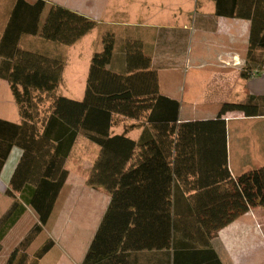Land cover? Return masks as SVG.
<instances>
[{
  "label": "trees",
  "instance_id": "16d2710c",
  "mask_svg": "<svg viewBox=\"0 0 264 264\" xmlns=\"http://www.w3.org/2000/svg\"><path fill=\"white\" fill-rule=\"evenodd\" d=\"M47 1L30 4L21 0L0 45V78L10 83L23 121L13 124L0 120V172L11 150L22 149L23 158L8 195L19 193L21 201L39 219L5 264H39L54 248V241L49 240L33 256L29 252L48 224L67 182L66 162L78 136L101 149L89 172L88 185L102 187L111 196L83 264H131V256L139 251H169L172 264H222L211 247L218 232L251 209H264V166L232 176L223 116L232 112L246 117L264 116V97L249 96L243 103L224 104L213 121L179 124L180 103L160 94L158 73L151 69L150 58L145 59V67L135 69L132 65L124 73L110 68L114 59L112 36L102 37L103 49L92 58L83 100L60 97L57 90L65 57L23 50L19 48L20 38L39 37L50 44L71 47L98 24L70 9L48 5ZM214 1L219 16L252 21L246 56L251 68L241 74L250 79L262 73L264 0ZM133 58L138 57L135 54ZM117 116L145 121L159 141L148 140L147 130L139 143L123 134L114 135ZM149 142L159 145L158 149L167 144L171 156L175 154L170 179H148L153 169L146 162L151 154L147 150L140 153L139 163L132 162L137 147ZM183 156L187 175L198 174V178H178V159ZM196 162L197 169L189 171ZM181 182L187 193L195 192L186 201L184 212L177 209ZM18 206L16 203L0 221V231L5 224L11 228L17 222L20 214L13 216V210ZM139 232L148 237L143 245L136 244Z\"/></svg>",
  "mask_w": 264,
  "mask_h": 264
},
{
  "label": "crops",
  "instance_id": "0c3cea01",
  "mask_svg": "<svg viewBox=\"0 0 264 264\" xmlns=\"http://www.w3.org/2000/svg\"><path fill=\"white\" fill-rule=\"evenodd\" d=\"M24 1L34 4L37 0ZM19 2L21 0H0V45ZM47 2L48 5L70 9L97 22L98 25L94 30L98 32L99 44L98 51L94 54L102 51L103 36L114 38V59L110 65L112 70L124 73L128 68L131 69L132 65L135 69L138 66L143 68L146 64L145 59L150 58L151 69L158 73L160 94L180 103L179 124L213 121L217 119L224 104L243 103L249 96L264 97V71L253 75L250 79H244L241 74L245 68H251L247 65L246 56L250 46L252 21L219 16L214 0H48ZM17 19L20 20V12L17 13ZM94 30L82 40L92 36ZM76 45L77 43L68 48L58 45L51 47L39 37L27 35H23L19 41V48L23 50L41 51L64 57L66 55L64 73L67 65L70 64L72 51ZM135 54L138 58L134 59ZM87 56L90 59L89 52ZM89 61L86 62L83 70L86 74L80 79V93H70L68 97L58 96L75 101L83 100L91 66ZM0 120L13 124L23 122L10 83L2 78H0ZM116 120L118 124L112 130L114 135L123 134L139 143L147 130L148 140L154 143L159 141L154 129L143 120L121 116H117ZM223 120L226 122L227 159L232 176L237 177L263 167L264 116L246 117L241 113L232 112L223 116ZM79 137L66 165L79 142ZM146 144L137 147L132 162L139 163L142 159L140 153L147 150L151 154L147 156L146 162L153 169L148 179L152 182L170 179V168H174L175 156L170 154L171 147L161 144L158 149L159 145H154L152 142ZM100 152L99 148L96 159ZM23 154L22 149L14 147L0 172V221L10 214L16 203H19V206L13 210V216L18 212L20 214L11 228H6V224L1 228L0 264H5L12 251L26 238L33 227L39 224L38 215L21 201L19 193L8 195L12 178ZM96 159L92 163L87 162L84 170L89 173ZM195 164V168L189 171L197 169V162ZM178 169L181 174L179 179L199 177L198 174L187 175L188 168L184 156L178 159ZM87 179L88 176L85 179H73L69 172L64 188L69 190V198L70 201L72 200L71 207L68 206L70 222H63V217L59 220L56 218L54 232L49 229L61 192L48 224L37 238L38 240L44 235L46 241H54L55 246L39 264H44L53 250L54 264H83L111 199L104 188L89 186ZM180 185L177 209L184 212L187 210L186 201L195 192L187 193L183 188L185 184L181 182ZM161 195L163 199L164 193ZM167 197L169 199L168 195ZM83 203H85L84 208L79 209ZM139 237L136 242L138 245H143L148 240V237H144L141 232ZM37 240L29 249L32 256L40 248ZM211 247L222 264H264V209H251L221 229L211 242ZM136 253L137 255L131 256V264H172V253L169 251ZM183 262L181 264H188L186 261Z\"/></svg>",
  "mask_w": 264,
  "mask_h": 264
},
{
  "label": "rangeland",
  "instance_id": "374dc122",
  "mask_svg": "<svg viewBox=\"0 0 264 264\" xmlns=\"http://www.w3.org/2000/svg\"><path fill=\"white\" fill-rule=\"evenodd\" d=\"M98 44L99 42H98L97 31H95L92 34V36H87V38H85L84 40L79 41V44L77 43L74 50L72 51L70 64L67 65L68 67L66 68V71L64 73V81L62 82L63 83L62 86L60 85L61 87H59V89L57 90V95L60 96L64 95L68 97L70 93H74V94L80 93V79L82 78V76L84 77L86 74V72H83L84 67H86V62H88L89 60H90L89 62H91L94 52L98 51ZM48 45L54 47V44L48 43ZM88 52L91 55L89 57L90 59H88L87 56ZM65 59L67 62L66 55H65ZM98 154H99V147L96 144L85 139L83 136H80L79 142L77 143L76 148L72 152V155L69 158V162L66 165L68 171L72 174L73 179L87 178L89 173L86 170H84V168L86 167L87 162L92 163L96 159ZM61 192H62L61 196L59 195L60 199L58 198L59 199L58 204L56 203L57 206H56L55 216L53 215L52 224H50L49 227V229L53 230V232H54V221L56 220V218L57 220H59L62 219L63 217V222L65 223L70 222L68 206L71 207L72 200L70 201L69 190L66 187ZM84 205L85 203L81 204V206H79V209L81 208L83 209ZM37 241H38L37 245L40 244V248H41L43 245L48 243L49 240L46 241V237L43 235ZM44 264H54V250L51 253V255L45 260Z\"/></svg>",
  "mask_w": 264,
  "mask_h": 264
}]
</instances>
